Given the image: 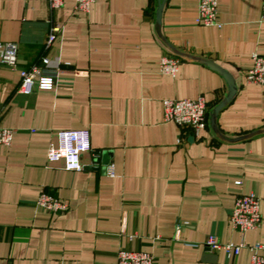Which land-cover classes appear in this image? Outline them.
Instances as JSON below:
<instances>
[{"label":"crops","instance_id":"crops-1","mask_svg":"<svg viewBox=\"0 0 264 264\" xmlns=\"http://www.w3.org/2000/svg\"><path fill=\"white\" fill-rule=\"evenodd\" d=\"M263 1L217 0V28L196 24L197 0H165L158 32V0H95L87 13L74 0L57 10L46 0H0V44L17 45V66L48 58L60 70L52 90L22 95L18 72L0 66V127L14 130L0 146V264H115L120 250L154 264H250L248 249L229 259L202 242L264 243V86L244 78L252 55L264 56ZM165 42L233 77L236 94L216 117L222 137L209 115L228 94L225 80ZM164 55L180 60L174 77L159 72ZM198 97L208 124L197 135L163 121V100ZM60 130L90 133L80 171L47 163ZM42 192L66 212L37 208ZM247 194L262 220L240 233L228 217Z\"/></svg>","mask_w":264,"mask_h":264},{"label":"built area","instance_id":"built-area-1","mask_svg":"<svg viewBox=\"0 0 264 264\" xmlns=\"http://www.w3.org/2000/svg\"><path fill=\"white\" fill-rule=\"evenodd\" d=\"M95 0H74V11L87 13ZM50 9L57 10L62 7L63 0H46ZM264 11V1L262 4ZM197 25L204 27H217L218 21L217 0H197ZM59 28H53L48 35L45 46L48 48L55 40ZM252 67L244 74L246 83L264 86V56L252 55ZM48 58H43L40 65L29 69L17 66V45L14 43L0 44V66L16 70L20 83L18 93L31 95L35 90H52L55 88L59 69L51 68ZM180 60L171 55H164L159 59V72L174 77L178 72ZM163 121L172 122L181 128H189L197 135L200 130L207 127V105L203 97L196 99H166L162 101ZM14 130L0 127V146H9L12 142ZM91 152L90 133L87 130H60L54 132L46 152L48 164L62 163L66 171H80L83 166L81 157ZM96 166V165H94ZM109 173L111 170L109 168ZM37 208L50 213L62 214L66 212L67 205L57 198L40 193L35 201ZM259 199L253 194L240 195L234 203L228 217V224L240 233L256 230L261 224ZM179 229V227H177ZM204 248L210 253L224 252L229 259L237 257L242 249H248L252 255L250 264H264V243L247 245L245 243H220L215 236L208 235L202 242ZM198 247L197 244H190ZM262 252V253H259ZM115 264H154L150 254L140 251L120 250L117 253Z\"/></svg>","mask_w":264,"mask_h":264},{"label":"water","instance_id":"water-1","mask_svg":"<svg viewBox=\"0 0 264 264\" xmlns=\"http://www.w3.org/2000/svg\"><path fill=\"white\" fill-rule=\"evenodd\" d=\"M164 2H165V0H158L156 12H155V24H156V28H157L158 32H159V27L161 24V16H162V10H163V6H164ZM166 45L174 54H177L178 56H181V57H184L187 59L196 60L198 62L205 64L208 68H210L211 70H213V71L217 72L219 75H221L223 77V79L225 80L227 87H228V94L216 107H214L212 109V111L209 115V125H210L213 133L217 137H222L220 135L219 131L217 130V127H216V117H217L219 111L224 106H226L233 99V97L236 94V85L234 83L233 77L226 70L222 69L221 67H219L217 64H215L211 60H206V59H202V58H195V57H192L190 55L182 54L180 52H177L169 44L166 43ZM258 133H260V132H258ZM253 135L254 134H251L248 136H243V137H240L238 139H240V140L247 139ZM205 251L210 253L208 248H205ZM203 261L216 262L217 256L214 254H205V255H203Z\"/></svg>","mask_w":264,"mask_h":264}]
</instances>
